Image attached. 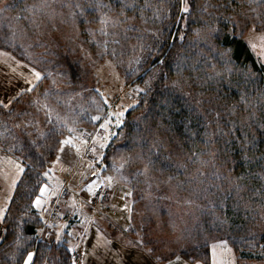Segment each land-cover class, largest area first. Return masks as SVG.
Here are the masks:
<instances>
[{"label": "trees", "instance_id": "trees-1", "mask_svg": "<svg viewBox=\"0 0 264 264\" xmlns=\"http://www.w3.org/2000/svg\"><path fill=\"white\" fill-rule=\"evenodd\" d=\"M104 1L103 10L82 7L76 15L87 39L102 25V14L113 15L120 25L128 17L139 20L126 28V36L116 35L121 41L112 42L140 51L139 80L145 85L119 127L123 145L145 158L150 173L164 179L149 195L175 204L178 219L191 229L190 244L168 253L157 251L155 242L132 244L158 262L175 255L207 261L209 244L225 240L238 264H263L264 64L241 35L228 31L238 0H187L188 12H180L185 0ZM256 1L259 4L246 0L258 8L263 0ZM19 20L30 38L40 28V23L14 19ZM6 27L0 28V48L30 62L32 56L24 50L34 47L36 40L12 41ZM205 27L215 29L210 44L195 36ZM64 59L74 79L75 65ZM38 86L0 106V147L24 165L2 219L0 264H23L29 251L35 253V264L73 262L65 238L41 237L37 232L43 220L33 201L63 135L53 123L36 130L31 121L26 124L27 113L17 111L23 96ZM160 215L165 221L167 212Z\"/></svg>", "mask_w": 264, "mask_h": 264}, {"label": "rangeland", "instance_id": "rangeland-1", "mask_svg": "<svg viewBox=\"0 0 264 264\" xmlns=\"http://www.w3.org/2000/svg\"><path fill=\"white\" fill-rule=\"evenodd\" d=\"M238 2L230 16L228 31L241 35L256 60L264 64V0L258 8L246 0ZM93 5L103 10L107 4L104 0H0V28L7 24V36L12 41L24 44L27 39L36 40L34 47L27 45L24 52L32 56L31 61L26 62L37 67L42 75L39 86L23 96L17 111L27 113L26 124L31 121L36 130L53 123L63 131L61 141L69 136L74 141L73 144L60 143L51 159L45 171L48 175L41 186L47 185V190L37 195L42 201L39 209L43 213V203L68 190L75 193L69 195L84 199L78 204L85 214L77 220L80 210L68 215L69 209H60L64 217L68 216L65 220L68 237L61 232L58 235L60 240H67L71 250L82 234V218L86 220L85 217L92 216L120 240L140 244L155 242L152 245L157 251L168 253L190 244L191 229L180 217L178 219L175 204L163 201L164 197L149 195L150 191L161 187L164 179L148 171L145 158L128 151L119 132L122 122L117 123L138 103L145 85L139 80L140 51L132 46L128 50L112 42L121 41L116 35L126 36V28L139 24V20L128 17L120 25L113 15L102 14V25L87 39L76 15L82 7ZM184 6L185 1L181 3L180 12ZM207 12H212L211 8ZM21 17L40 23V28L32 32V38L21 28L22 20L14 21ZM214 30L201 28L195 36L210 44ZM64 58L75 65L77 77L74 79ZM127 74H131L130 79ZM119 112H123V116L113 115ZM97 116L100 119H93ZM105 121H108L107 127H102ZM100 141H105L104 147L100 146ZM162 211L167 212L165 221L161 219ZM61 229L60 226L57 231ZM72 255L76 261L77 255L73 252Z\"/></svg>", "mask_w": 264, "mask_h": 264}, {"label": "crops", "instance_id": "crops-1", "mask_svg": "<svg viewBox=\"0 0 264 264\" xmlns=\"http://www.w3.org/2000/svg\"><path fill=\"white\" fill-rule=\"evenodd\" d=\"M33 68L39 72L37 67L20 59L12 52L0 48V101H3L0 106L8 105L15 97L30 91L37 85L42 75L39 79H36L35 73L32 71ZM18 163L23 165L18 158L0 147V213L3 217L10 201L8 197L12 196L18 181L16 179L13 185ZM21 174L22 172L19 173V177ZM69 194L75 195V193H70L68 190L56 203L57 211L52 217L49 216V210L54 200H56L55 197L47 201L46 204H42L41 210H43V213L33 203L40 211L43 220L40 228L43 231L39 232L41 237L55 238L58 232L68 237V231L65 229V220L68 216L64 217L60 209L63 211H65V208L69 209L68 215L80 210L79 214H76L75 220L78 216L83 217L85 214L78 204L80 200L84 199ZM85 218L86 220L82 218L84 226L77 244L74 249L69 248L77 255L76 264H238L234 249L225 240H216L209 244V258L207 261L189 260L181 255H175L165 261L158 262L144 248L109 234L102 223L92 216ZM62 221L63 223H61ZM60 226L62 229L57 231ZM3 231L4 226L2 219H0V240Z\"/></svg>", "mask_w": 264, "mask_h": 264}, {"label": "snow or ice", "instance_id": "snow-or-ice-1", "mask_svg": "<svg viewBox=\"0 0 264 264\" xmlns=\"http://www.w3.org/2000/svg\"><path fill=\"white\" fill-rule=\"evenodd\" d=\"M77 6L79 7V5H77ZM188 10H189V9H188V6H187V0H185V6L181 9V11H183V12H188ZM253 28H255V25H253ZM253 47H255V45H253ZM137 70H138V69H137ZM32 71L35 73V78H36V79H39L40 76H41V73L37 72L35 68H33ZM145 83H148V81H146ZM137 88H139V86H137ZM9 102H10V101H9ZM0 103H3V101H0ZM113 115H116V116H118V117H119V116H123V112L114 113ZM93 119H97V120H98V119H100V117H99V116H97V117H93ZM121 122H122V121L117 120V123H121ZM107 123H108V121H105V123H104V125H102V127H107ZM261 127H264V125H262ZM73 131H74V130H73ZM105 140H106V138H105ZM73 142H74V141H73V137L69 136V137L65 138L64 140H62V141H61V144H62V145H65V144H73ZM85 143H87V142L85 141ZM104 143H105V141H100V146H101V147H104ZM93 151H95V148H94V147H93ZM121 166H122V165H121ZM16 168H17V174H16V176H15L14 179H13V185L15 184V180L20 178V177H19V173L24 171V166H23L22 164H19V163H18V164L16 165ZM44 175L47 176L48 173L45 172ZM46 190H47V185H44V186L41 187V189H40L41 193H44ZM11 198H12V197H8V199H11ZM33 203L36 205L37 208H39V207L41 206V203H42L40 196H37L36 199L33 201ZM0 219H3V215H2V213H0ZM46 223H47V221H46ZM42 231H43V229H37V232H42ZM30 238H31V237H29V239H30ZM56 239H57V240H60V236L58 235V236L56 237ZM222 243H223V242H222ZM34 256H35V253H34V252H32V251L27 252V255H26V257L24 258L23 264H35ZM72 264H76L75 259H73Z\"/></svg>", "mask_w": 264, "mask_h": 264}, {"label": "built area", "instance_id": "built-area-1", "mask_svg": "<svg viewBox=\"0 0 264 264\" xmlns=\"http://www.w3.org/2000/svg\"><path fill=\"white\" fill-rule=\"evenodd\" d=\"M87 151H88V153L90 154V151H89V149H87ZM53 213L51 212V215H52Z\"/></svg>", "mask_w": 264, "mask_h": 264}]
</instances>
